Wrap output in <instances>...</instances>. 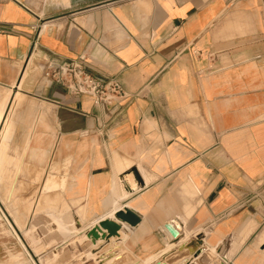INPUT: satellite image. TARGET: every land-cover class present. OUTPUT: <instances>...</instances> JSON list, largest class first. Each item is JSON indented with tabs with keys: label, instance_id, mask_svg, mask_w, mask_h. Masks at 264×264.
Masks as SVG:
<instances>
[{
	"label": "crops",
	"instance_id": "0c3cea01",
	"mask_svg": "<svg viewBox=\"0 0 264 264\" xmlns=\"http://www.w3.org/2000/svg\"><path fill=\"white\" fill-rule=\"evenodd\" d=\"M49 57H83L128 98L48 87ZM0 102V152H54L72 222L128 208L140 221L115 244L133 259L197 236V264H264V0H0Z\"/></svg>",
	"mask_w": 264,
	"mask_h": 264
},
{
	"label": "rangeland",
	"instance_id": "374dc122",
	"mask_svg": "<svg viewBox=\"0 0 264 264\" xmlns=\"http://www.w3.org/2000/svg\"><path fill=\"white\" fill-rule=\"evenodd\" d=\"M13 100L16 97L12 106ZM38 154L34 159L41 164L46 153ZM28 155L0 152V264H106L109 260V264H147L133 259L122 244L104 245L98 251L100 240L93 244L85 233H77L71 208L63 199L65 180L52 173L56 168L51 167V155L44 166L32 164ZM179 244L168 247L173 250ZM176 252L165 256V261L185 251Z\"/></svg>",
	"mask_w": 264,
	"mask_h": 264
},
{
	"label": "built area",
	"instance_id": "2783aa9c",
	"mask_svg": "<svg viewBox=\"0 0 264 264\" xmlns=\"http://www.w3.org/2000/svg\"><path fill=\"white\" fill-rule=\"evenodd\" d=\"M35 48L36 41L32 52ZM41 77L48 87L55 86L72 97L88 96L97 107H108L128 98L118 79L91 71L83 57L68 60L49 57L44 60Z\"/></svg>",
	"mask_w": 264,
	"mask_h": 264
},
{
	"label": "water",
	"instance_id": "95a60500",
	"mask_svg": "<svg viewBox=\"0 0 264 264\" xmlns=\"http://www.w3.org/2000/svg\"><path fill=\"white\" fill-rule=\"evenodd\" d=\"M127 175H131L133 181L129 185H126L127 192H134L137 188H142V182L139 176V173L136 169H132L129 171ZM114 221L112 220H103L99 221L91 230L85 233L86 237L90 239L91 243H95L98 240L108 243L111 238H118L120 236L121 225H125L129 228L135 227L139 223V217L132 212L128 208H124L123 210L117 212L113 216ZM75 227L79 228L80 224L78 222L75 223ZM166 230L169 232L173 239H176L178 236V232L172 228L171 225L165 226ZM186 251L188 252L193 259L197 258V236L191 240L190 242L180 246L177 251ZM187 264H194L189 262Z\"/></svg>",
	"mask_w": 264,
	"mask_h": 264
},
{
	"label": "bare ground",
	"instance_id": "6f19581e",
	"mask_svg": "<svg viewBox=\"0 0 264 264\" xmlns=\"http://www.w3.org/2000/svg\"><path fill=\"white\" fill-rule=\"evenodd\" d=\"M15 100V99H14ZM13 100V103H15V101ZM12 108H13V106L11 105V102L8 104V108H7V110H6V108L4 109V110H2V111H5L6 112V114H4L5 115V122L7 123V121H8V118H9V116H10V113H11V110H12ZM2 115V114H1ZM4 115H2V116H4ZM3 120V119H2ZM10 120V119H9ZM9 124V123H8ZM6 126V125H5ZM3 128V127H2ZM7 129V128H6ZM1 134V133H0ZM1 139V138H0ZM44 153H46V152H44ZM54 152H51L50 153V155H51V159H52V154H53ZM23 156V155H22ZM21 167H22V158H21V160H19V169H18V171L20 172L21 171ZM82 221H83V219L81 218L80 220L78 219V218H75L74 219V224H73V226H75V223L76 222H78L79 224H80V227L79 228H77V227H75V231L77 232V233H79V234H84V233H87L89 230H91V228H93L97 223H93L92 225H89V226H87V227H85L84 225H83V223H82ZM89 228V229H88ZM86 229H88V230H86ZM73 233H75V232H73ZM85 235V234H84ZM122 235H123V238H122V240H123V242H124V240H126V238H127V235L126 234H124V233H122ZM77 236H79V235H77ZM179 237V235L177 236V238ZM85 238H87V237H85ZM176 238V239H177ZM119 239V238H118ZM87 240V239H86ZM115 240H116V238H111L109 241H108V243H106V242H103V241H101L100 242V247L98 246V248H99V250L98 251H100L101 249L100 248H102V246H104V245H111L112 247L113 246H115ZM90 241V240H89ZM184 242V240H178L177 239V241L175 242V243H180V242ZM175 243H173V244H175ZM114 244V245H113ZM182 245V244H181ZM180 245V246H181ZM110 246V248H112ZM179 246V247H180ZM178 247V248H179ZM178 248H176V249H178ZM167 251V250H166ZM169 252V251H168ZM168 252H163L161 255H160V259H158V262H157V264H185L186 262H187V260L188 259H190V256H189V254L186 252V254L187 255H185V254H183V253H179V255H178V257H176L173 261H171V262H167V261H165V256H167V254H168ZM177 253V252H176ZM175 253V254H176ZM131 254V253H130ZM172 254V253H171ZM174 254V255H175ZM170 255V254H169ZM104 256H105V254H104ZM133 256V255H132ZM131 256V257H132ZM177 256V255H176ZM159 258V257H158ZM110 261V260H109ZM108 261V263H106V264H109L110 262ZM155 262V261H154ZM192 263H194V264H197V258L196 259H194L193 260V262Z\"/></svg>",
	"mask_w": 264,
	"mask_h": 264
}]
</instances>
